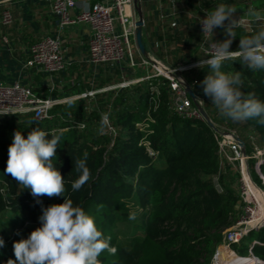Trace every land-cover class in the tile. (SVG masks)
<instances>
[{
    "label": "trees",
    "instance_id": "trees-1",
    "mask_svg": "<svg viewBox=\"0 0 264 264\" xmlns=\"http://www.w3.org/2000/svg\"><path fill=\"white\" fill-rule=\"evenodd\" d=\"M231 3L242 9L264 8V0ZM222 70L241 71L242 90L264 100V71L253 72L238 61L225 62ZM209 72L207 67L196 68L187 80L207 110L212 107L218 114L203 92L202 81ZM169 83L164 76H154L110 93L109 103L90 96L59 103L42 120L32 115L21 123L19 115L0 117V223L9 217L11 225L0 248V264L15 259L14 242L27 239L41 226L43 208L63 203V197H34L30 189H22L5 174L14 132L19 130L27 137L35 127L61 137L53 164L65 179L64 197L93 216L97 226L112 238L111 245L117 251L102 253L101 264L212 263L216 248L223 242V231L238 218L239 196L230 187L222 185V192L216 188L212 177L221 174L217 133L205 120L173 111ZM34 90L43 99L59 98L57 91L47 87ZM246 122L254 128L257 144L263 146L264 125L255 120ZM148 123L151 131L146 139L140 124ZM246 138L250 137L244 139L251 152L253 147ZM150 150L163 157L162 166L157 165ZM85 153L90 178L73 191L72 182L80 175L74 170V160ZM261 170L264 175V163ZM131 200L143 208L144 235L126 246L120 242L118 225L130 220L126 204ZM232 248L241 256L252 251L264 261V227L251 231Z\"/></svg>",
    "mask_w": 264,
    "mask_h": 264
},
{
    "label": "clouds",
    "instance_id": "clouds-1",
    "mask_svg": "<svg viewBox=\"0 0 264 264\" xmlns=\"http://www.w3.org/2000/svg\"><path fill=\"white\" fill-rule=\"evenodd\" d=\"M200 9L205 12L198 21L202 26L203 40L204 37L212 40L210 55L200 58L195 65L210 69L202 81L204 94L210 98L220 117L238 123L255 120L264 125V100L242 90L244 80L241 71L222 70L225 62L238 61L253 72L264 71V10L254 7L245 10L228 3ZM238 10L243 14L237 18ZM253 23L259 25L258 29L253 34L240 37L238 49L231 50L233 40L238 36L235 29L247 31ZM216 28L223 29L226 37L223 41L213 39ZM8 114L14 113L0 112V116ZM60 141L59 135L39 127L29 131L27 137L19 130L13 134L5 174L10 175L22 189H30L34 197H63V203L42 209L39 217L41 226L27 239L14 242L15 259H9L7 264H101L99 257L102 253L115 254L117 251L111 245V236L104 234L95 218L64 197L65 179L53 164ZM86 161V153L74 160V170L80 175L72 182L73 191L79 190L90 178ZM129 219H136L135 214H130ZM3 246L4 240L0 237V248Z\"/></svg>",
    "mask_w": 264,
    "mask_h": 264
},
{
    "label": "built area",
    "instance_id": "built-area-1",
    "mask_svg": "<svg viewBox=\"0 0 264 264\" xmlns=\"http://www.w3.org/2000/svg\"><path fill=\"white\" fill-rule=\"evenodd\" d=\"M166 1L169 2L170 7L174 9L177 7V0ZM48 2L52 12L59 18V31L53 35L44 36L30 47V57L25 63V68H35L48 75L65 72L70 63L64 53L62 31L69 25L81 22L89 23L92 29L88 47V61L91 64L120 66L128 64L130 67L138 65L136 58L137 20L129 11L136 0H96L93 3L81 0H48ZM1 5L0 2V26L11 25L14 22L13 12L9 7L2 9ZM175 13L174 11L173 15ZM205 38L209 39L210 37ZM211 44L212 42H209L208 47L204 49L209 55ZM143 63L152 64L154 68L158 69L159 73L153 76H164L169 79L173 111L184 117L205 120L200 110L194 108V101L201 105L204 101L200 97L194 99L189 95L187 87L191 86L190 83L181 76H175L173 71L158 61L154 63L144 60ZM137 82L139 81L125 82L119 86L126 87ZM34 89L32 84H26L19 79L11 84L0 83V112L14 113L0 117L32 113L35 119L42 120L49 117V110L54 105L68 102L66 99H52V97L43 99ZM92 95H94L93 92H87L75 99ZM105 119L108 122V119ZM215 132L219 146L220 170L226 162H228L227 164L238 163L240 168L238 194L242 212L229 226L230 229L225 231L229 228L227 227L223 231L224 247L232 249L234 244L240 243L251 231L264 227V175L261 170L264 163V145L259 146L257 141H254V135H250L249 142L253 150L248 153L246 141L236 131L217 129ZM150 155L154 157L156 153L150 150ZM252 158L255 159L254 171L261 179L262 185L258 184L252 176L249 166V160ZM214 183L216 188L222 192V185L218 181ZM250 253L259 261V264H264V261L254 255L252 251ZM215 258L218 261L217 255Z\"/></svg>",
    "mask_w": 264,
    "mask_h": 264
},
{
    "label": "crops",
    "instance_id": "crops-1",
    "mask_svg": "<svg viewBox=\"0 0 264 264\" xmlns=\"http://www.w3.org/2000/svg\"><path fill=\"white\" fill-rule=\"evenodd\" d=\"M81 1L93 3L96 0ZM144 1L136 0L129 11L137 21L140 16H143V28L145 27L148 32L147 51L149 55H154L153 49L156 48V43H161L162 39L163 44L168 41L165 31L167 34H175L176 29L171 26V23L169 24L171 20L168 21L172 18L168 17L170 15L168 1L153 0L152 3L150 0ZM0 2L2 9L9 7L14 14V22L11 25L0 26V83L11 84L19 79L26 84H32L35 88L47 87L55 90L60 99L71 101L88 91L85 82L92 73L101 81L107 76V69L118 70L120 67L121 74L125 71L130 73L129 78L123 79L124 81L120 83L144 81L154 77L149 74V66L152 64L143 63L144 58L147 57L141 53L137 44L136 48L139 50L136 55L138 65L135 68L128 64H125V67L116 64H90L88 47L92 29L91 25L86 22L69 25L62 31L63 49L70 63L68 68L70 67L71 74H67L68 69L62 74L48 75L37 71L35 68H25V63L30 57V47L44 36L57 33L59 31V18L52 12L48 0H0ZM139 2L140 4L142 2L140 5L142 9L137 5ZM77 11L74 12L77 13ZM170 38H172V42L176 37L173 35ZM76 77L77 81L75 82L74 78ZM67 79H70L73 85H69ZM81 83L84 84L83 92H75L76 95L67 92L72 88L74 89L77 84L80 86ZM66 86L69 87L66 88Z\"/></svg>",
    "mask_w": 264,
    "mask_h": 264
},
{
    "label": "rangeland",
    "instance_id": "rangeland-1",
    "mask_svg": "<svg viewBox=\"0 0 264 264\" xmlns=\"http://www.w3.org/2000/svg\"><path fill=\"white\" fill-rule=\"evenodd\" d=\"M152 1L153 0H150L151 3ZM231 1L232 0H177V3H178L177 7L175 9L173 7H170V15L168 17H172V18L169 20L167 19L168 21L171 20L169 24L171 23V26L175 27L176 33L167 34V32L165 31V35H167V38H168L167 43L163 44L164 42L163 39L161 40V43L157 42L156 48L153 49L154 55H149V57L144 58V59L147 61H152V60L153 61L159 60V62L161 61V64H163L164 66L168 67L171 71H173V74L175 76H181L184 80L188 82L187 78L193 76V72L197 68L195 67V65L199 62L198 59L206 58V55H209L204 51V49L208 47L209 42H212L211 38L206 39L204 37V40H203L202 26L198 21H199V17L203 18L205 16V12L202 11L200 7L202 9H211L216 4H219V3H228V4L235 5L234 3H231ZM141 4L139 2V4L137 5H139L140 7ZM198 4H200L201 6ZM140 8L142 9V6ZM260 10H264V8ZM174 11L176 13L173 15ZM242 14H243L242 11L238 10V12L235 15L238 18ZM258 27L259 25L253 23L249 26L247 31H245L244 28L235 29L238 36L233 40V43L231 45V50L238 49L240 37H246L249 34H253L258 29ZM171 29H170V32H171ZM147 34L148 32L147 30H145V27H144L143 28V40H144L145 45H147L148 43ZM173 35L176 38L173 39V41L171 42L172 38L170 37H172ZM225 38L226 37L224 35V31L222 28H216L214 30L213 39L215 41H223ZM203 46H205V48H202ZM136 51H137L136 52V55H137L139 50H136ZM110 66H113V65H110ZM149 67H150V71H149L150 75H156L159 73L158 69L154 68L153 65ZM107 71H108L107 76L101 79V81H99L98 80L99 78H97V76L95 77L94 74L92 73L90 74L91 77L88 78L87 81L85 82V85L87 87L86 89L88 90L87 92L94 93V95L90 97L95 98L96 99L95 101H98V102L107 101V103H109L110 97H111L110 93L116 92L118 89L123 88L119 86L120 84H122L120 82L124 81L123 79L127 80V78H129V75H130V73L129 72L127 73V71L121 74L120 67H118V70L107 69ZM69 73L71 74L70 67L67 70V74ZM81 77H82V74H81ZM67 81H69L68 82L69 85L71 84L73 85V82L71 83L70 79H67ZM74 81L75 82L77 81V77L74 78ZM132 84H135V83H132ZM68 87L69 86H66V88ZM81 88H84L83 83H81L80 86L79 84H77L74 89L72 88L71 90H68L67 92L71 93V95H76L77 93L75 92H79ZM87 92L85 91V93ZM84 99H86V97ZM199 106H203L205 110L207 111V113L209 114L210 112L211 115L216 119V120H213L211 115L209 114L210 118L212 119V121L214 122V124L217 126L218 129L223 130V131L224 130L225 131H236L243 140H245L244 139L245 136L251 137L250 135H254L253 136L255 139L254 141H256L257 137L254 134V128L248 125L247 122H239V123L235 122L234 125H231L221 120L218 114L212 110V107L209 108V110H207L204 102L201 105L197 101L196 102L194 101V108L199 109ZM30 116H32V113L21 114L18 116V119L22 123L26 119L30 120ZM0 120H3V119L0 118ZM140 126L142 127L143 132L146 134V139H147L148 137L147 135H149L151 131L150 123L144 124V125L140 124ZM248 139L250 141L251 138H248ZM246 143H247V150H248V142ZM248 153H249V150H248ZM154 157H155L157 165L162 166L163 161H164L163 157L157 154ZM227 163L228 162H226V164L223 165L221 168V174L224 178H221L220 176L221 174H218V175L213 176L212 180L214 182L218 181L219 184L223 185V187L232 188L239 196L238 194V190L240 187L239 165L238 163L237 164H227ZM254 163H255V159L252 158L249 160V166L252 171V176L254 177L255 181L258 182V184L262 185L261 179L259 178L258 174L254 171V168H253ZM241 206H242L241 203L237 204V207H238L237 210H238L239 215L242 212ZM126 207L129 209L131 214L133 213L135 214L136 219L134 220L130 219L129 221L120 222L118 225V233H119L120 242L123 245L130 246L131 241L136 236L144 235V232L141 228V225H142L141 216L143 213V208L135 200L128 201L126 204ZM7 218L9 217H6V219L0 223V237H2L3 239L6 238L11 232V225H10V222L7 221ZM221 247L224 248L223 242L219 244L218 247L216 248L215 255L213 257L211 264L218 263L215 256L217 255L218 257V253ZM226 249H229V248H226ZM229 250L234 251L232 252L233 254L228 255V253L225 250H221L220 252V259H222L225 264H251L249 263L251 253L248 256H241L233 248Z\"/></svg>",
    "mask_w": 264,
    "mask_h": 264
},
{
    "label": "water",
    "instance_id": "water-1",
    "mask_svg": "<svg viewBox=\"0 0 264 264\" xmlns=\"http://www.w3.org/2000/svg\"><path fill=\"white\" fill-rule=\"evenodd\" d=\"M137 28H136V44L138 46V49L141 51V53L146 56L149 57L146 45L144 43L143 40V26H144V19L143 16H140L139 20L136 23ZM153 61V60H152ZM154 63H157V61H153ZM188 89V93L189 95L194 98L197 99L198 96L195 94L193 88L191 86L187 87ZM57 97L54 95L52 96V99H56ZM199 110L201 112V114L203 115L205 121L208 123V125L213 128L214 130H217V126L214 124V122L212 121V119L210 118L209 114L207 113V111L205 110V108L203 106H199ZM229 228H227L225 231L229 230Z\"/></svg>",
    "mask_w": 264,
    "mask_h": 264
},
{
    "label": "bare ground",
    "instance_id": "bare-ground-1",
    "mask_svg": "<svg viewBox=\"0 0 264 264\" xmlns=\"http://www.w3.org/2000/svg\"><path fill=\"white\" fill-rule=\"evenodd\" d=\"M221 250H225L227 253H228V255H231V254H233L232 252H234V251H232V250H229V249H226V247H221ZM221 250H220V252H221ZM249 260H251L252 262H253V264H259V261H257L253 256H251L250 257V259ZM250 261V262H251ZM218 262V263H217ZM216 263L217 264H225L224 262H223V260L222 259H220V253L218 254V261H217Z\"/></svg>",
    "mask_w": 264,
    "mask_h": 264
}]
</instances>
